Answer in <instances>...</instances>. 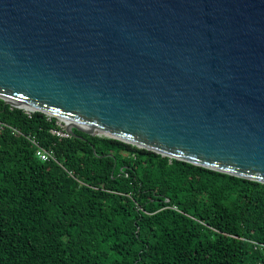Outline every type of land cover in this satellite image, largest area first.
<instances>
[{
    "label": "water",
    "instance_id": "95a60500",
    "mask_svg": "<svg viewBox=\"0 0 264 264\" xmlns=\"http://www.w3.org/2000/svg\"><path fill=\"white\" fill-rule=\"evenodd\" d=\"M0 98L264 184V0H0Z\"/></svg>",
    "mask_w": 264,
    "mask_h": 264
},
{
    "label": "trees",
    "instance_id": "16d2710c",
    "mask_svg": "<svg viewBox=\"0 0 264 264\" xmlns=\"http://www.w3.org/2000/svg\"><path fill=\"white\" fill-rule=\"evenodd\" d=\"M56 121L0 98V264H264L263 183Z\"/></svg>",
    "mask_w": 264,
    "mask_h": 264
},
{
    "label": "built area",
    "instance_id": "2783aa9c",
    "mask_svg": "<svg viewBox=\"0 0 264 264\" xmlns=\"http://www.w3.org/2000/svg\"><path fill=\"white\" fill-rule=\"evenodd\" d=\"M28 114H31L29 112H27ZM53 116L48 115V119L51 120ZM56 118V117H55ZM57 127L56 128H52L50 131L53 135L59 137L60 139L62 138H70L72 136V134L70 132H68L66 130L67 124L68 122L66 120H62L60 118H57L56 121ZM8 125L0 122V130H4ZM12 130V134L13 135H21V132L16 129V128H11ZM33 144L37 147V156L42 160V161H50V160H55L56 156L54 153V150L51 148H45L40 146L39 142L36 141V139L32 138L31 139ZM168 201V200H167Z\"/></svg>",
    "mask_w": 264,
    "mask_h": 264
},
{
    "label": "bare ground",
    "instance_id": "6f19581e",
    "mask_svg": "<svg viewBox=\"0 0 264 264\" xmlns=\"http://www.w3.org/2000/svg\"><path fill=\"white\" fill-rule=\"evenodd\" d=\"M17 105L23 107L27 112H33V110H34L32 108H28V107H25V106H22V105H19V104H17ZM99 134L100 135H104L103 133H99Z\"/></svg>",
    "mask_w": 264,
    "mask_h": 264
},
{
    "label": "rangeland",
    "instance_id": "374dc122",
    "mask_svg": "<svg viewBox=\"0 0 264 264\" xmlns=\"http://www.w3.org/2000/svg\"><path fill=\"white\" fill-rule=\"evenodd\" d=\"M29 113H32V112H29Z\"/></svg>",
    "mask_w": 264,
    "mask_h": 264
}]
</instances>
